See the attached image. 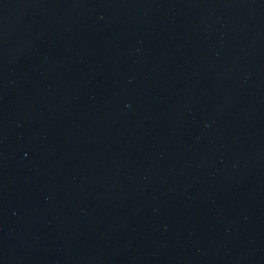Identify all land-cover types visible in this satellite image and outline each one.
<instances>
[{
  "label": "water",
  "instance_id": "1",
  "mask_svg": "<svg viewBox=\"0 0 264 264\" xmlns=\"http://www.w3.org/2000/svg\"><path fill=\"white\" fill-rule=\"evenodd\" d=\"M0 264H264V0H0Z\"/></svg>",
  "mask_w": 264,
  "mask_h": 264
}]
</instances>
